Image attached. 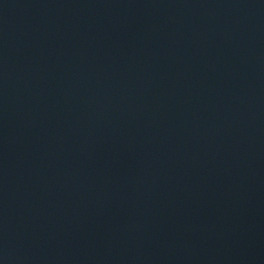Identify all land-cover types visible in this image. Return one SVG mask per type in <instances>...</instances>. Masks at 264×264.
I'll return each mask as SVG.
<instances>
[{"label":"water","instance_id":"water-1","mask_svg":"<svg viewBox=\"0 0 264 264\" xmlns=\"http://www.w3.org/2000/svg\"><path fill=\"white\" fill-rule=\"evenodd\" d=\"M0 264H264V0H0Z\"/></svg>","mask_w":264,"mask_h":264}]
</instances>
